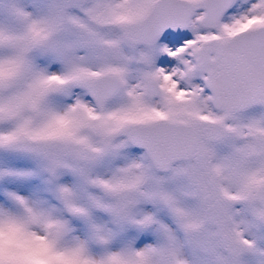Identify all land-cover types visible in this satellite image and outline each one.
Wrapping results in <instances>:
<instances>
[{"label": "snow or ice", "instance_id": "6c2138e0", "mask_svg": "<svg viewBox=\"0 0 264 264\" xmlns=\"http://www.w3.org/2000/svg\"><path fill=\"white\" fill-rule=\"evenodd\" d=\"M0 264H264V0H0Z\"/></svg>", "mask_w": 264, "mask_h": 264}, {"label": "flooded vegetation", "instance_id": "af4514ba", "mask_svg": "<svg viewBox=\"0 0 264 264\" xmlns=\"http://www.w3.org/2000/svg\"><path fill=\"white\" fill-rule=\"evenodd\" d=\"M184 34V33H183ZM170 36V35H169ZM169 36H166V37H161V43H165V41L167 42H170L173 44L174 47H177L179 46L182 42H181V39H180V36H178L177 38H174V37H171L169 38ZM187 39H190L187 37ZM165 40V41H164ZM179 42V43H178ZM181 42V43H180ZM175 44V45H174Z\"/></svg>", "mask_w": 264, "mask_h": 264}, {"label": "rangeland", "instance_id": "374dc122", "mask_svg": "<svg viewBox=\"0 0 264 264\" xmlns=\"http://www.w3.org/2000/svg\"><path fill=\"white\" fill-rule=\"evenodd\" d=\"M178 36H180V39H181V42H183V40L184 39H187V37L189 38V36H191V34L190 33H187V32H184V34L183 33H181V32H177V33H171L170 34V36H169V38H171V37H174V38H177ZM165 41V40H164ZM180 42V43H181ZM170 43V42H169ZM179 43V42H178ZM172 44V43H171ZM173 45V44H172ZM175 45V44H174ZM165 62V61H164Z\"/></svg>", "mask_w": 264, "mask_h": 264}, {"label": "bare ground", "instance_id": "6f19581e", "mask_svg": "<svg viewBox=\"0 0 264 264\" xmlns=\"http://www.w3.org/2000/svg\"><path fill=\"white\" fill-rule=\"evenodd\" d=\"M165 43H166V44H168V46H170V47H173L171 43H169V42H167V41H165ZM164 63H168V61H167V60H165V62H164Z\"/></svg>", "mask_w": 264, "mask_h": 264}, {"label": "water", "instance_id": "95a60500", "mask_svg": "<svg viewBox=\"0 0 264 264\" xmlns=\"http://www.w3.org/2000/svg\"><path fill=\"white\" fill-rule=\"evenodd\" d=\"M170 31H171V30H168V31H167V32L164 34V36H165V35H167V34H169V33H170Z\"/></svg>", "mask_w": 264, "mask_h": 264}]
</instances>
